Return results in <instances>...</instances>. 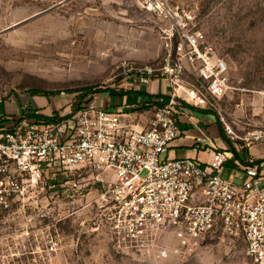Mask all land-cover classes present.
Wrapping results in <instances>:
<instances>
[{"label": "rangeland", "instance_id": "1", "mask_svg": "<svg viewBox=\"0 0 264 264\" xmlns=\"http://www.w3.org/2000/svg\"><path fill=\"white\" fill-rule=\"evenodd\" d=\"M168 1L227 63L233 105L262 97L264 0ZM157 22L135 0H0V101H17V115L33 105L47 117L72 113L80 99L101 107L111 90H129V68L160 64ZM7 111L0 104V120ZM101 179L111 177L50 172L0 209V264H253L245 240L221 227L188 247L164 229L144 249L119 248L100 223Z\"/></svg>", "mask_w": 264, "mask_h": 264}, {"label": "built area", "instance_id": "2", "mask_svg": "<svg viewBox=\"0 0 264 264\" xmlns=\"http://www.w3.org/2000/svg\"><path fill=\"white\" fill-rule=\"evenodd\" d=\"M135 1L157 19L163 56L158 65L129 68V79L142 84L166 80L170 91L165 104L142 130L121 112L95 103L61 120H38L30 112L1 119L0 209L10 210L12 201L50 172L103 175L111 179H101L108 187L100 223L119 248L144 249L164 229H174L180 244L188 247L221 227L245 240L253 264H264L261 166H245L237 182L225 175L228 156L223 150L205 164L165 156L181 136L185 105L216 113L229 140L245 147L264 143V126L240 136L226 123L221 100L231 90L229 67L190 14L168 0ZM260 94L264 98V91Z\"/></svg>", "mask_w": 264, "mask_h": 264}, {"label": "crops", "instance_id": "3", "mask_svg": "<svg viewBox=\"0 0 264 264\" xmlns=\"http://www.w3.org/2000/svg\"><path fill=\"white\" fill-rule=\"evenodd\" d=\"M123 87H129L130 93L123 96L106 94L97 101L102 99V106L113 112H121L135 129L148 128L155 109L162 103L161 100L152 96L168 97L170 91L168 82L162 79L152 80L147 84L130 82ZM118 91L115 90L117 93ZM130 94L139 96L138 104H125L126 96ZM16 102L0 101L4 107H8V111L4 112V118L18 114V110L13 109ZM221 104L225 111L226 123L231 125L240 136L246 129L264 126L263 97L252 100L243 96L240 103L233 105L227 93L221 100ZM180 127L181 136L169 146L166 157L194 158L205 164L210 162L216 150H223L229 157L225 175L233 177L237 182L241 181L244 167L248 163L264 160V143L245 147L242 141H230L220 117L214 112L185 105L180 116ZM261 169L264 171V162L261 164Z\"/></svg>", "mask_w": 264, "mask_h": 264}, {"label": "trees", "instance_id": "4", "mask_svg": "<svg viewBox=\"0 0 264 264\" xmlns=\"http://www.w3.org/2000/svg\"><path fill=\"white\" fill-rule=\"evenodd\" d=\"M109 92V91H108ZM35 94H38V92H34ZM111 95H115V94H118V95H126V94H129L130 92H115V91H110L109 92ZM152 98H157L159 100H161V105L165 104V100L167 99V97H164V96H152ZM85 106L83 105L82 103V99H80V102L78 103V105L74 108L73 110V113L80 110V109H83ZM26 110L27 112H30L29 113V116L32 117V118H35V119H38V120H46V121H54L55 119H63L61 117H59L58 115H54L53 117H47V116H43V115H39L37 114L36 112L38 111L36 109V107H34L33 105H29L26 107ZM225 137V136H224ZM235 153V152H234ZM235 155L237 156V153H235ZM264 162V160H261V161H257V162H250L247 164V166H254V165H258V166H261V164ZM228 163H229V157H228ZM227 163V164H228Z\"/></svg>", "mask_w": 264, "mask_h": 264}]
</instances>
